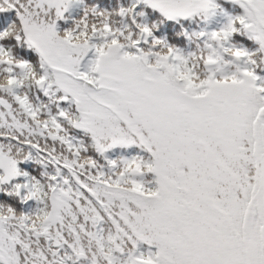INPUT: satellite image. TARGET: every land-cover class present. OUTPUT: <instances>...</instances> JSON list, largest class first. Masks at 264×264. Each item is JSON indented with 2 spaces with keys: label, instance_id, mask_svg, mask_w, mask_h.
Here are the masks:
<instances>
[{
  "label": "snow or ice",
  "instance_id": "snow-or-ice-1",
  "mask_svg": "<svg viewBox=\"0 0 264 264\" xmlns=\"http://www.w3.org/2000/svg\"><path fill=\"white\" fill-rule=\"evenodd\" d=\"M0 264H264V0H0Z\"/></svg>",
  "mask_w": 264,
  "mask_h": 264
}]
</instances>
